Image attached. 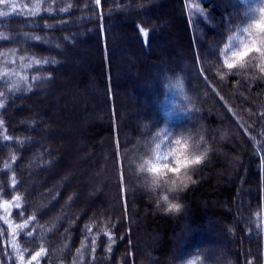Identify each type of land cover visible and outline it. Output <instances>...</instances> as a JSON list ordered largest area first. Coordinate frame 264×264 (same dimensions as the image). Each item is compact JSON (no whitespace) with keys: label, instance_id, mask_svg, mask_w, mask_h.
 <instances>
[{"label":"trees","instance_id":"1","mask_svg":"<svg viewBox=\"0 0 264 264\" xmlns=\"http://www.w3.org/2000/svg\"><path fill=\"white\" fill-rule=\"evenodd\" d=\"M14 2H39L42 13L71 5V13L0 23V34L12 37L0 40V52L59 61L28 72L51 80L0 97V264H21V254L23 264H186L196 257V264H264V73L258 56L230 71L219 55L229 36L246 35L241 29L259 17L264 0ZM141 27L150 30L148 47ZM25 33L54 37L61 48ZM178 75L186 101L163 87ZM177 100L193 111L174 112ZM199 125L211 151L194 166L195 183L179 193L182 210L163 214L130 161L162 130ZM30 217L27 228L17 227ZM104 229L116 241L111 254ZM41 247L45 254L32 261Z\"/></svg>","mask_w":264,"mask_h":264},{"label":"snow or ice","instance_id":"2","mask_svg":"<svg viewBox=\"0 0 264 264\" xmlns=\"http://www.w3.org/2000/svg\"><path fill=\"white\" fill-rule=\"evenodd\" d=\"M100 0H95V5L99 6ZM0 6L3 8L8 9L6 11L0 10V23L4 20H10L13 18H18L19 16H27V17H35L40 18L42 15H58V14H65L68 15L71 13V5L66 8L59 9L58 12H53L52 7L46 8L43 13L41 12V4L37 2L33 6L29 7L28 5H24L21 7L20 5L16 4L14 0H0ZM20 8V12L17 13V9ZM85 11L87 9H84ZM254 11V10H253ZM111 14V13H109ZM95 17H80V20H87L93 19ZM102 20V18H101ZM61 23L67 24V21H62ZM11 26V25H8ZM45 29H53L56 26L45 24L43 25ZM101 30H103V23L101 22ZM225 27H229L228 24ZM149 31L148 29L140 28V34L143 38V43L145 47H148L149 43ZM242 33L246 35H238L233 34L232 36L228 37V43H225L223 48L220 49L219 55L223 58V66L226 67L228 70H233L236 68H246L252 66L253 61L257 58L260 59L261 63L256 64L255 67L259 69L260 73H264V6L259 7V17L257 19H252L250 23H247L245 27L241 29ZM24 37L28 41H36L47 45L49 48L53 49H60V43H54L56 38L54 37H41V36H32L28 33L24 34ZM12 37L4 34H0V40H11ZM64 43H68L69 38L63 37L62 38ZM17 49H11L6 52H0V56L3 57V63L5 67L3 71L0 72V83H7L11 80V83L8 84V91L7 93L0 92V97L12 96L15 98L16 95L25 94L31 92L34 88H36L39 84L51 80V76H44V75H34L29 77L28 72L32 70L34 67L36 68H43L48 65H56L59 63L54 58H36L35 56L30 55H22L17 57L16 56ZM245 58H248L247 60ZM17 59L19 60V65H17ZM221 78H223L224 74L220 73ZM177 88L183 91L184 85L181 82H177ZM187 99V97H184ZM6 106V99H0V111H3L4 107ZM193 111V109H191ZM264 118V117H262ZM3 121H0L2 124ZM34 123V122H33ZM247 131V130H246ZM170 132L167 130H162L157 136H168ZM157 138V137H156ZM9 138L4 137V140L7 141ZM166 142V141H165ZM21 144L24 141H20ZM164 143V142H162ZM259 143V142H258ZM159 158V157H158ZM17 159L16 156L12 157V160L15 161ZM200 158L197 157L196 166L200 165ZM8 165H5L7 168ZM172 169H170L171 171ZM121 181H123V175L121 176ZM195 183V181H192ZM17 181L15 179L12 180V185L15 186ZM16 201L20 200V197L13 198ZM7 204V202H5ZM20 205L17 203V207ZM172 206L169 205V208ZM33 218L30 217L29 221H26L24 224L18 225L20 229H25L28 226V223ZM259 227V225H257ZM88 234L91 235L92 233V225L87 226ZM103 234L106 235L111 241L108 246L107 251L111 254L114 246H115V238L111 232L107 229L103 230ZM13 241L12 246L14 249L18 250V246L15 243V229L12 232ZM31 236V233H29ZM97 236L91 235L92 240V251L95 253L97 250ZM123 237H121V240ZM86 247L84 242L81 243L80 248L77 249V255L83 260V250ZM45 254V249L43 247L40 248L38 252L31 256L32 261H36L38 257H42ZM19 260L21 264H23V255H19ZM249 264H252L249 261Z\"/></svg>","mask_w":264,"mask_h":264},{"label":"clouds","instance_id":"3","mask_svg":"<svg viewBox=\"0 0 264 264\" xmlns=\"http://www.w3.org/2000/svg\"><path fill=\"white\" fill-rule=\"evenodd\" d=\"M178 81L182 83L179 75L170 78L163 87L175 91L180 100L186 101L184 90L177 88ZM180 100L171 105L173 111L177 114L191 111L192 105L181 103ZM158 131L159 129L153 135ZM210 151L206 129L199 125L180 128L170 132L168 136H157L155 140L142 143L130 163L133 174L139 177L141 187L155 200L158 209L163 214H178L184 207L179 200V193L194 181L191 172L196 166L197 157L202 163ZM169 205L172 207L169 208ZM196 260L190 259L186 264H196Z\"/></svg>","mask_w":264,"mask_h":264},{"label":"rangeland","instance_id":"4","mask_svg":"<svg viewBox=\"0 0 264 264\" xmlns=\"http://www.w3.org/2000/svg\"><path fill=\"white\" fill-rule=\"evenodd\" d=\"M111 25H114V23L111 22ZM79 35H80V33L78 34V36H79ZM167 66H168V64L166 65V67H167ZM49 86H50V85H48L46 88H49ZM52 86H53V84H52ZM52 86H51L50 88H52ZM22 103H23V102H22ZM69 180H70V179L66 180L65 183H64V185H65V184H66V185L69 184ZM102 205H103V206L97 204L96 207H97V208H100V207L102 208V207H104V206L106 205V202L104 201V202L102 203Z\"/></svg>","mask_w":264,"mask_h":264}]
</instances>
